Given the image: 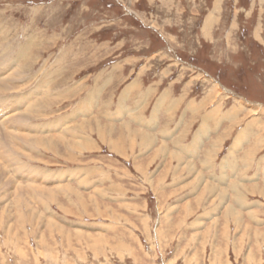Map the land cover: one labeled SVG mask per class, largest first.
<instances>
[{
	"label": "rangeland",
	"instance_id": "1",
	"mask_svg": "<svg viewBox=\"0 0 264 264\" xmlns=\"http://www.w3.org/2000/svg\"><path fill=\"white\" fill-rule=\"evenodd\" d=\"M0 51V264H264V0H0Z\"/></svg>",
	"mask_w": 264,
	"mask_h": 264
},
{
	"label": "bare ground",
	"instance_id": "2",
	"mask_svg": "<svg viewBox=\"0 0 264 264\" xmlns=\"http://www.w3.org/2000/svg\"><path fill=\"white\" fill-rule=\"evenodd\" d=\"M217 5V4H216ZM219 6V5H218ZM209 21H211V20H209ZM208 23V22H207ZM210 24V23H209ZM211 25V24H210ZM206 26H208V25H206ZM32 44H34V42L32 43ZM31 44V45H32ZM29 48H30V46H28ZM32 47H33V45H32ZM31 47V48H32ZM30 48V49H31ZM28 49V48H27ZM26 49V50H27ZM26 50H25V52H26ZM31 51H32V49H31ZM24 52V53H25ZM28 52V51H27ZM33 52V51H32ZM9 54H10V52H8V53H4L3 51H0V75L1 74H3L4 72H6L7 71V69H9V68H7V67H9V66H13V64L14 63H10L9 62ZM27 55V54H26ZM30 56V55H29ZM27 63V62H26ZM1 80H3V78H1V76H0V81ZM44 84V83H43ZM6 88V87H5ZM43 91V90H42ZM164 96V95H163ZM163 96L161 97L162 99H160V101L162 102V101H165L166 100V97L165 98H163ZM11 102H9L8 100H4L3 102H2V106H0V118H2L3 117V115L5 114V115H9V114H12V112H14L15 111V109H13V110H11L13 107L12 106H10V107H8L6 110H4L5 108H4V106L5 107H7V106H9L8 104H10ZM180 103V102H179ZM178 103V104H179ZM31 104V103H30ZM160 104V103H159ZM206 104V103H205ZM160 106H162V105H160ZM189 106H191V104L189 103ZM218 107V106H217ZM218 108H216V109H214V111H216ZM4 110V111H3ZM154 110V109H153ZM1 111H3V112H1ZM89 111V110H88ZM76 113V112H75ZM210 113V112H209ZM24 114V115H23ZM22 114V112L18 115L20 118L19 119H17V116H11L10 118H8V120H6V119H3V120H1L0 121V129H1V131H3V133H5L6 135L7 134H9L8 135V137H12L13 138V142L11 143V144H9V146L7 145L8 144V142L10 141H4V140H1V138H0V149L2 150V157H4L2 160L5 162V164H8V165H11L12 163H11V161H12V159H11V157L13 156V157H17L18 155V151H17V149L18 148H20V147H18V148H16L15 147V143L17 142V141H19V142H21V144L25 147V145H26V149H28V147L30 148H32V147H38V146H43V142L41 141V139H32L29 135H30V133L28 134V133H26V132H24V138L23 137H20V138H18V136H20V135H18L19 134V132L17 131V133L15 132V133H13L14 131H10L9 129L11 128V127H13L14 126V128H16L17 130H18V128H19V130L21 129H23V127H25V125L27 124V123H25L23 120H22V117H24V116H28V119L29 118H31V116L29 115V114H27V113H23ZM210 115H211V113L210 114H208V116H205V117H207V118H209L210 117ZM30 116V117H29ZM73 118V117H72ZM64 120V119H63ZM207 120V119H206ZM149 121V120H148ZM220 122V121H219ZM2 123V124H1ZM53 125V124H52ZM10 127V128H9ZM27 127H29V124L28 125H26V128ZM60 127V126H59ZM44 128V127H43ZM30 129V128H29ZM87 129V128H86ZM128 129V128H127ZM38 131H43L41 128H39L38 129ZM1 133V132H0ZM75 133V132H74ZM130 133V132H129ZM21 134V133H20ZM2 136V135H1ZM87 136V135H86ZM4 139V138H3ZM7 139V138H6ZM5 139V140H6ZM133 139H134V137H133ZM12 140V139H11ZM113 140V139H112ZM14 141H15V143H14ZM117 141H113L112 143L113 144H117L116 143ZM135 142V141H134ZM20 145V144H19ZM22 145H20V146H22ZM29 145V146H28ZM48 147V146H47ZM129 147V146H128ZM237 147V146H236ZM166 148H167V146H166ZM192 148V147H191ZM8 149V150H7ZM13 149V150H12ZM38 149V148H37ZM5 150H7V152L6 153H4V151ZM19 150V149H18ZM161 150V149H160ZM163 150V149H162ZM147 151V150H146ZM168 151V150H167ZM20 152V151H19ZM145 153V152H144ZM159 153V152H158ZM20 156V155H19ZM15 170V169H14ZM262 170V169H261ZM19 172V171H18ZM261 172V171H260ZM263 173V172H262ZM3 174V173H2ZM19 175H21V174H19ZM0 178H1V176H0ZM211 187V186H210ZM18 194V193H17ZM36 194H38V193H36ZM39 195V194H38ZM34 196H36L37 197V195H34ZM66 196V195H65ZM14 197V196H13ZM26 198V197H25ZM17 199L21 202V198L19 197V196H17ZM41 199V198H40ZM17 201V200H16ZM24 201V200H23ZM26 201V200H25ZM229 209H231V208H229ZM21 210V209H20ZM24 210V209H23ZM22 211V210H21ZM25 212V211H24ZM24 212L22 211V212H20V213H22V214H20V216H21V218L24 216ZM51 223V222H50ZM57 223V222H56ZM51 226V225H50ZM95 239H97V238H95ZM98 239H99V237H98ZM97 239V240H98ZM91 243V242H90ZM93 243V242H92ZM21 260V259H20Z\"/></svg>",
	"mask_w": 264,
	"mask_h": 264
}]
</instances>
